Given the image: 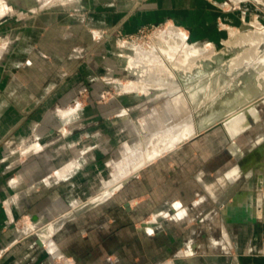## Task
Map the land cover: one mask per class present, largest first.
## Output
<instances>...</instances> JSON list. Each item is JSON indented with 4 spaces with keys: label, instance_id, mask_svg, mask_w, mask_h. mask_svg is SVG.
<instances>
[{
    "label": "crops",
    "instance_id": "1",
    "mask_svg": "<svg viewBox=\"0 0 264 264\" xmlns=\"http://www.w3.org/2000/svg\"><path fill=\"white\" fill-rule=\"evenodd\" d=\"M84 1L0 0V264H264V121L230 112L209 168L140 173L196 137V126L184 93L171 79L153 80L147 57L140 81L123 91L146 94L152 83L180 93L162 115L133 121L108 88L122 82L113 71L122 55L107 49L112 27L129 34L174 22L196 40L220 25L242 27L251 1L264 0ZM71 10L89 11L95 24ZM247 56L230 64L254 68L260 86L264 54ZM248 112L258 118L256 107ZM138 125L145 132L120 155Z\"/></svg>",
    "mask_w": 264,
    "mask_h": 264
},
{
    "label": "rangeland",
    "instance_id": "2",
    "mask_svg": "<svg viewBox=\"0 0 264 264\" xmlns=\"http://www.w3.org/2000/svg\"><path fill=\"white\" fill-rule=\"evenodd\" d=\"M96 1L85 0L84 2H89L91 5L97 7V4L95 5ZM81 2L78 3V6H81ZM251 3V10L247 11L248 14L250 13V18H247L242 27L232 25L223 27L220 25L219 27L222 30L219 32H207V35H204V37L198 34V39L196 40L190 36L187 29H185L186 31L184 27L181 29L174 22H162L156 25L142 26L134 33L129 34L123 33L116 27L110 28V31L107 32L109 39L112 40V47H108L107 49L112 52V55L115 53L122 55L121 58H118L116 70H113L117 72V77L122 82L117 87L110 84L108 88L113 91L117 88L116 91L120 93L118 99H121L125 108H132L128 112V116L133 121L138 120L142 122V119H149L151 121L154 119L155 113L162 115L164 104L169 98L168 96H171V99H173L175 93L178 95V93L182 92L188 100V108L196 126L195 131L196 133L199 132L197 134L198 138L196 136L192 137L196 138L195 140L190 141L192 138L186 140L181 145V148H178L180 145L175 148L178 150L173 149L170 152H164L159 158L151 161L150 166L140 169V173L144 171H165V168L170 169L169 171H196L197 168L200 171L201 167L209 168V165H206L216 154L217 141L221 142V133L223 134L224 132L219 128L220 133L217 135V129L208 132L205 130L220 117L236 109L243 101L251 99L257 94L264 93V80L259 81L260 86H257V73L254 68L247 67L246 64L245 66L244 64L237 65V67H233L230 64L237 55L240 56L246 52L249 55L247 56L248 58L245 57L247 61L249 59L253 60L252 58H255V56L264 54V35H259L258 29L252 24V22L256 21L262 26L261 30H264V6L253 1ZM1 9V13H3V5H1ZM223 9H226V7ZM18 12L21 13L23 11L19 10ZM68 13L74 15L76 21L95 24L93 16L89 15V11H85V14H83L82 11L71 10ZM182 31L186 33V38ZM260 37L262 39L255 45L253 39ZM97 41L96 43L98 44L100 41L99 36L97 37ZM102 41L103 38L101 39ZM115 45L118 47H115ZM179 48L181 49L179 50ZM100 49V47L96 46V48L91 50L89 59L92 64L99 57ZM159 50L160 52L165 50L163 53H166H160ZM184 56H191V60H189L190 58L186 59L187 57ZM137 57L139 58V62L136 60ZM146 57L150 59V68L148 67L150 71L147 73H150L151 78L153 80L165 79L167 81L171 79V82H175L179 86L177 88H179L180 92L173 90L170 94L167 88L152 83H150L152 87L149 88L146 94L134 90L123 91L128 82L140 81L141 71L147 69L145 62H143ZM130 60L132 61L131 66L128 64ZM189 61L192 64H189ZM185 64L188 67H185ZM108 68H110L109 65ZM148 77L149 75L143 74V79H147ZM79 100L82 102L81 99ZM256 109L258 118L254 119L252 116H248L250 124L258 120L264 121V103L259 104ZM134 130V132L124 134L126 138L117 147L119 154L123 152L125 143L133 146L138 141V134L143 135L145 132L140 125ZM169 131L175 134L173 133V128ZM211 133H214L215 136H212ZM241 133H239V136L243 134ZM217 136L220 137L218 140ZM211 137L214 138L212 139ZM212 141L213 144L210 143ZM232 146V143H230L229 146L224 145L223 149L219 148V150L222 152L226 147L231 148ZM119 154H117V160L121 158L119 157L121 154ZM111 167L112 165L108 166L110 169ZM107 172L109 176L111 171ZM140 173L137 172L130 175L125 178L126 180L124 179V182L129 183L132 177Z\"/></svg>",
    "mask_w": 264,
    "mask_h": 264
},
{
    "label": "water",
    "instance_id": "3",
    "mask_svg": "<svg viewBox=\"0 0 264 264\" xmlns=\"http://www.w3.org/2000/svg\"><path fill=\"white\" fill-rule=\"evenodd\" d=\"M261 97H264V93L257 94L255 96H253L251 99L243 101L241 104H239L237 106L236 109H234V110H232L230 112H233V111H236V110H239V109H243V111L245 112V115H246V119L248 121V116H251V114L248 112L249 107H251V106L257 107L259 104L264 103V102L261 101ZM229 113H226L225 115L220 117L214 124L209 126L205 131L208 132V131H211L213 129H218V128H221V129H223L225 131V129H224V121L227 119ZM248 124H249V122H248ZM198 134H199V132H198ZM32 220H34V217H33Z\"/></svg>",
    "mask_w": 264,
    "mask_h": 264
},
{
    "label": "bare ground",
    "instance_id": "4",
    "mask_svg": "<svg viewBox=\"0 0 264 264\" xmlns=\"http://www.w3.org/2000/svg\"><path fill=\"white\" fill-rule=\"evenodd\" d=\"M247 38H248V37H247ZM257 39H258V41H259V40H261L262 38H260V39L257 38ZM257 39H256V40H257ZM256 40H255V42H256ZM243 41H244V40H243ZM175 44H177V43H175ZM167 45H168V44H167ZM178 45L181 47L180 44H178ZM168 46H169V45H168ZM168 46H167V47H168ZM175 46H177V45H175ZM179 46H178V47H179ZM164 47H165V46H164ZM180 49H181V48H179V50H180ZM165 50H166V49H165ZM165 50H163V52H164ZM191 50H192V48H191ZM193 50H194V49H193ZM195 50H196V49H195ZM170 51H171V50H170ZM172 51H173V50H172ZM159 52H160V50H159ZM163 52H160V53H163ZM181 52H182V51H181ZM165 53H166V52H165ZM165 53H163V54H165ZM156 54H157V53H156ZM188 54H189V53H188ZM188 54H186V55H188ZM161 55H162V54H161ZM190 55H191V54H190ZM192 56H193V55H192ZM184 57H187L186 59H189V58H190L189 60H191V56H189V57H188V56H184ZM181 61H182V60H181ZM187 61H188V60H187ZM192 61H193V60H192ZM243 61H244V60H243ZM193 62H194V61H193ZM188 63H189V64H192V62H190V61H189ZM194 63H195V62H194ZM230 63H231V62H230ZM256 63H258V62H256ZM260 65H261V64H260ZM191 66H192V65H191ZM254 66H255V65H254ZM183 67H184V65H183ZM185 67H188V65L186 66V64H185ZM185 67H184V68H185ZM258 67H259V66H258ZM189 68H190V67H189ZM232 68H233V67H232ZM184 70H185V69H184ZM186 70H187V69H186ZM259 84H260V83H259ZM144 85H146V84H143V87H144ZM147 86H149V85H147ZM143 87H142V88H143ZM145 87H146V86H145ZM176 87H177V86H176ZM178 99H179V98H178ZM178 99H176V101H177ZM181 99H182V98H181ZM182 102H183V101H182ZM181 104H182V103H181ZM185 105H186V104H185ZM170 112H171V111H170ZM175 112H176V111H175ZM179 112H180V111H179ZM190 116H191V115H190ZM180 118H181V117H180ZM190 122H191V121H190ZM225 123H226V121H225ZM172 125H173V124H172ZM179 126H180V125H179ZM189 126H190V125H189ZM182 127H183V126H182ZM190 127H191V126H190ZM165 128H166V127H165ZM175 128H176V127H175ZM187 128H188V130H186ZM187 128H186V129L184 128L186 131H184V129H181V131H183V132H185V133L188 132V131H190V130H189V127H187ZM192 128H193V127H192ZM170 132H171V131H170ZM177 132H178V130H177ZM188 133H190V134L192 133V134H193V132H188ZM186 134H187V133H186ZM197 134H198V132H197L194 136H196ZM158 135H159V134H158ZM182 135H183V133H182ZM171 136H172V135H171ZM174 136H175V135H174ZM178 136H179V133H178ZM180 136H181V135H180ZM189 136H190V135H189ZM191 136H192V135H191ZM192 137H193V136H192ZM187 138H188V136H187ZM162 140H163V139H162ZM168 140H169V139H168ZM160 141H161V140H160ZM174 143H175V142H174ZM172 144H173V143H172ZM161 146H162V145H161ZM169 146H171V145H169ZM162 147L165 149L164 146H162ZM159 148H161V147H159ZM164 149H163V150H164ZM166 149H167V148H166ZM163 150H162V151H163ZM157 151H158V150H157ZM159 153H160V152H159ZM145 160H146V159H145ZM145 160H144V161H145ZM145 162H147V161H145Z\"/></svg>",
    "mask_w": 264,
    "mask_h": 264
},
{
    "label": "built area",
    "instance_id": "5",
    "mask_svg": "<svg viewBox=\"0 0 264 264\" xmlns=\"http://www.w3.org/2000/svg\"><path fill=\"white\" fill-rule=\"evenodd\" d=\"M139 31H141V30H139Z\"/></svg>",
    "mask_w": 264,
    "mask_h": 264
}]
</instances>
